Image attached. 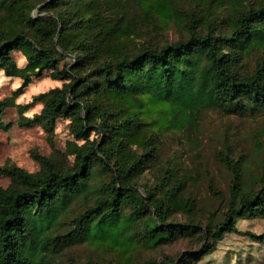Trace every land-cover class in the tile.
I'll use <instances>...</instances> for the list:
<instances>
[{
  "label": "trees",
  "instance_id": "1",
  "mask_svg": "<svg viewBox=\"0 0 264 264\" xmlns=\"http://www.w3.org/2000/svg\"><path fill=\"white\" fill-rule=\"evenodd\" d=\"M0 5V72L25 83L50 72L63 82L37 96L35 102L44 100L41 112L22 117L19 125L52 131L64 118L81 142L69 144L74 163L66 170L36 153L41 173L0 168L11 181L0 187V264H62L56 258L71 243L109 247L120 252V264H137L136 252L179 240H198L200 257L226 234L264 242V233L237 229L239 219L264 217V184L254 190L244 185L228 144L218 156L232 174L230 195L216 224L194 220L189 178L178 168L159 167L151 182L141 183L157 158L163 131L194 126L209 108L264 109V56L252 71L242 70L248 56L264 53V0H0ZM37 8L40 16L34 17ZM143 21L174 26L183 37L131 52L127 42L139 37ZM13 52L24 56V68L16 66ZM71 57L73 62H64ZM4 108L0 100V126ZM92 132L99 141L91 140ZM99 172L108 180L98 183ZM86 198L92 204L72 218V229L58 233L71 204ZM184 256L179 263L164 257L139 264H186L191 255Z\"/></svg>",
  "mask_w": 264,
  "mask_h": 264
},
{
  "label": "rangeland",
  "instance_id": "2",
  "mask_svg": "<svg viewBox=\"0 0 264 264\" xmlns=\"http://www.w3.org/2000/svg\"><path fill=\"white\" fill-rule=\"evenodd\" d=\"M32 1L37 3L40 0ZM131 10L135 12L132 8L130 13ZM1 13L0 5V18ZM32 16H40L38 8L32 12ZM182 37L183 34L174 26L163 28L152 21H143L139 37L129 40L127 46L129 51L136 52L146 46L160 47L174 43ZM262 56L263 51L248 56L242 70L252 71ZM12 59L18 68L26 66V59L20 52H13ZM73 61L71 57L64 62ZM62 85L63 82L54 79L50 72H44L40 77L32 76L26 83L20 77L6 76L0 72V100L5 103L0 126V168L16 166L30 174L41 173L43 168L33 159V153L50 159L60 170L73 166L74 155L69 151V144L81 142L75 141L71 135L67 119H58L52 131L42 126L19 125L22 117L32 118L41 112L44 100L35 102L37 96ZM91 140L100 139L92 132ZM225 144L231 147L230 159L235 160L242 169L244 185L252 186L253 190L260 188L264 184V109L241 113L209 108L201 112L194 126L163 131L156 149L157 158L152 169L145 172L141 183L151 182L159 167L170 164L178 168L189 178L187 188L195 202L194 220L202 225L216 224L223 219L232 180L231 172L218 156ZM98 179L100 183L107 181L108 177L99 172ZM10 182L9 178L0 175V187L7 188ZM209 185L215 194L210 191ZM188 196L183 194L184 198ZM91 204L90 198L74 201L68 214L61 218L58 233L63 235L69 232L72 218ZM177 219L184 221L178 215ZM236 226L241 232L261 234L264 233V217L239 219ZM119 229L111 230V238ZM200 245L198 240H179L158 250L136 252L134 261L139 264L149 258L162 261L164 257H169L179 263L181 257L190 254L186 264H264V242L253 241L242 234L224 235L215 244L214 250L203 257L195 254ZM119 253L105 246L71 243L64 246L56 261L62 264H120Z\"/></svg>",
  "mask_w": 264,
  "mask_h": 264
}]
</instances>
